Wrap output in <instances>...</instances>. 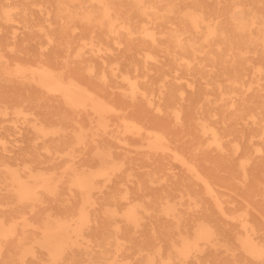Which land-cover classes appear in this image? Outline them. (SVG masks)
Instances as JSON below:
<instances>
[{"label":"rangeland","instance_id":"obj_1","mask_svg":"<svg viewBox=\"0 0 264 264\" xmlns=\"http://www.w3.org/2000/svg\"><path fill=\"white\" fill-rule=\"evenodd\" d=\"M58 1L0 0V231L16 222L0 264H264L247 251L264 252V74L253 46L234 86L223 53L214 64L169 42L177 32L218 55L191 10L162 24L129 7L109 34L82 20L89 2ZM45 68L111 103L107 125L31 79ZM157 132L167 150L151 148ZM43 176L50 186L25 198Z\"/></svg>","mask_w":264,"mask_h":264},{"label":"bare ground","instance_id":"obj_2","mask_svg":"<svg viewBox=\"0 0 264 264\" xmlns=\"http://www.w3.org/2000/svg\"><path fill=\"white\" fill-rule=\"evenodd\" d=\"M60 5L65 3H77L83 9L85 3H90V10L82 20L92 21L99 20L102 27H106L109 34H118L117 25L120 18L124 17L125 11L129 7L141 10L149 20L154 19L159 23H167V19L182 9L192 11L195 24H204L207 28L209 45H214L213 52H208L202 45H198L195 41L188 40L184 42L177 32L169 34V42L173 43V49L182 56L185 53L207 54L209 60L216 64L218 57L223 53V59L220 68L224 72L234 74L229 77V82L234 86L241 85V81L237 75L238 68L243 64H249L248 58L251 53L250 47L253 46V54L260 57V63L255 66L260 74H264V0H252L251 4L246 0H59ZM84 6V7H83ZM218 12L219 19L213 18V13ZM233 11V12H232ZM114 14L115 18H112ZM179 23L183 21V17H177ZM128 24L123 25L129 26ZM185 26L184 23H182ZM120 26V25H119ZM166 53L174 58H178V54H171V48H165ZM242 60V62L240 61ZM21 75H27L24 71L18 72ZM63 74H58L50 68H45L41 72H32L31 79L43 86L50 93L60 94L69 105L76 107H91L94 114L101 122L107 125L106 119L115 112L111 103L97 96L87 87L82 85L78 80L66 78ZM243 106L240 112H244L246 108ZM251 116L253 112L248 113ZM247 115V114H246ZM103 124V125H104ZM127 121L125 132L136 130L135 126H128ZM139 130V129H138ZM168 138L165 134L157 132L152 139L151 148L156 150H167ZM184 165H188L190 170L196 172V168L190 165L185 158L178 156ZM43 176V181L38 186L29 190H25L23 196L25 198H33L38 194V189H46L50 183ZM86 201V200H85ZM82 221L87 216V211L83 205L80 209ZM16 230V222L11 223V227L3 232L0 231V239L5 237L7 232ZM79 230V229H78ZM6 233V234H5ZM51 243L50 240H48ZM61 248V247H57ZM247 251L255 256L261 257L263 253H259L252 244H249Z\"/></svg>","mask_w":264,"mask_h":264}]
</instances>
